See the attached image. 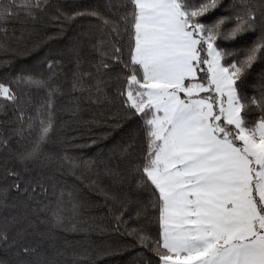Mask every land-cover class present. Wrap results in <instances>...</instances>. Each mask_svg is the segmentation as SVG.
Returning a JSON list of instances; mask_svg holds the SVG:
<instances>
[{
  "label": "snow or ice",
  "instance_id": "snow-or-ice-1",
  "mask_svg": "<svg viewBox=\"0 0 264 264\" xmlns=\"http://www.w3.org/2000/svg\"><path fill=\"white\" fill-rule=\"evenodd\" d=\"M239 2L237 8V0H232L225 10L231 15L211 24L200 18L220 8L223 0H106L108 15L97 9L76 14L98 20L108 39L95 46L99 75L94 84L85 89V77L92 75L77 67L71 90L94 89L97 100L108 99L104 89L114 82L115 100L128 118L138 119L139 157L129 160L127 175L118 169L108 172L117 180L131 177L151 194L150 206L159 214V239L151 249L158 264H264V74L257 96L239 93L248 71L264 61V0ZM47 4L0 0V25L21 13L35 20ZM0 31L7 34L6 28ZM245 34H252L250 44L231 49L218 44L238 41ZM123 37L126 59L120 46ZM46 63L47 78L21 73L8 83L0 81V113L11 107L17 124L11 135L0 130V150L10 151L25 172L43 163L40 158L55 128V101L63 95L55 71L59 62ZM32 89L44 92L34 114L28 112ZM71 110L75 115L79 104ZM250 111L257 113L255 119L249 118ZM25 133L35 136L31 145L12 151V138L24 139ZM134 141L135 135L127 147L121 146L125 159L132 155ZM61 159L75 174L76 160L67 155ZM8 178L10 184L0 185V209L8 207L13 190L32 203L25 202V210L10 217L0 213V264H58L56 256L62 253L50 255L42 249L43 241L35 239L43 236L40 226L50 222L47 215L41 217L49 208L42 202L48 194L45 178L25 179L15 168L0 177ZM64 195L61 191L60 205ZM68 196L69 211L75 214L77 205L72 194ZM64 211L60 207L52 212L54 226L64 225ZM69 230L77 231L76 225ZM139 239L148 246L147 237Z\"/></svg>",
  "mask_w": 264,
  "mask_h": 264
},
{
  "label": "trees",
  "instance_id": "trees-1",
  "mask_svg": "<svg viewBox=\"0 0 264 264\" xmlns=\"http://www.w3.org/2000/svg\"><path fill=\"white\" fill-rule=\"evenodd\" d=\"M105 3L106 0H48L44 10L37 12L35 20H29L21 13L19 17L0 25L7 29L6 35L0 31V43L3 44L0 48V81L8 83L21 73L47 78L46 62L53 60L59 62L55 71L63 90V95L55 101V128L40 158L43 163L30 165V171L25 172L23 164L13 159L10 151L0 150V177L5 175L6 170L15 168L25 179L30 176L45 178L48 194L42 202L49 208L41 217L47 215L50 222L47 226H40L43 236L35 239L43 241L42 249L50 255L62 253L56 256L58 264H158L151 249L153 241L159 239V214L150 206L151 194L138 188L131 177L117 180L108 172L109 169H118L127 175L129 160L139 157V121L135 117L128 118L125 109L115 100L114 82L104 89L108 99L100 96L97 100L94 89L92 92L71 90L77 67L80 72L92 75V79L85 77V89L94 84L99 75L95 71L99 62L95 46L108 39L98 20L89 15L76 14L97 9L108 15ZM231 4L232 0H223L220 8L207 13L200 21L211 24L221 15H231L230 11H225ZM241 6L237 0L236 7ZM55 16L60 19H53ZM65 16L73 18L66 20ZM255 34H259V26ZM252 38V34H245L238 41L218 40V44L231 49L250 44ZM120 46L126 59L127 37L122 38ZM262 74L264 61H258L240 83V95L257 96ZM104 79L107 80V76ZM30 95L33 105L28 112L34 114L35 108L43 102L44 92L32 89ZM90 96L92 99H89ZM75 103L79 104V111L73 115L71 109ZM256 116V112H249L250 119ZM0 122H3L0 123V130L6 136L11 135V130L17 127L11 107L6 114L0 113ZM134 135V151L125 159L120 148L133 142ZM34 139V135L28 137L27 133L24 139L13 137L11 150L27 149ZM48 155H52L53 159L45 160ZM65 155L74 158L79 165L75 174L61 159ZM89 161L91 166L86 163ZM11 182V178L0 179V185L6 186ZM61 191L65 194L63 205L58 201ZM68 193L72 194V202L77 205L75 214L69 211L72 204L69 203ZM25 202L32 203L25 195L10 191L6 200L8 207L0 209V213L10 217L23 212ZM60 207L65 209V222L62 227H56L51 223V215ZM73 225H76L77 231L69 230ZM140 235L148 238L145 241L147 247L140 242Z\"/></svg>",
  "mask_w": 264,
  "mask_h": 264
}]
</instances>
